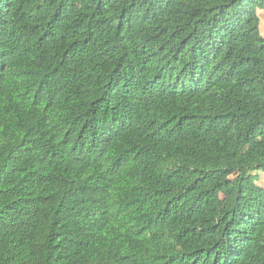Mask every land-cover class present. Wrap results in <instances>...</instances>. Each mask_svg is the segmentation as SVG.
<instances>
[{
	"label": "trees",
	"instance_id": "16d2710c",
	"mask_svg": "<svg viewBox=\"0 0 264 264\" xmlns=\"http://www.w3.org/2000/svg\"><path fill=\"white\" fill-rule=\"evenodd\" d=\"M264 0H0V264H264Z\"/></svg>",
	"mask_w": 264,
	"mask_h": 264
},
{
	"label": "rangeland",
	"instance_id": "374dc122",
	"mask_svg": "<svg viewBox=\"0 0 264 264\" xmlns=\"http://www.w3.org/2000/svg\"><path fill=\"white\" fill-rule=\"evenodd\" d=\"M258 14L260 16V20H261V24H260V30H261V34L264 36V10H260L258 11ZM258 183L262 186H264V171H260L258 172Z\"/></svg>",
	"mask_w": 264,
	"mask_h": 264
}]
</instances>
